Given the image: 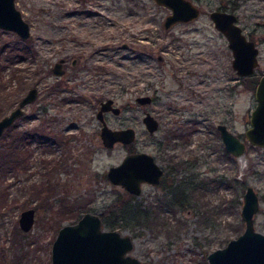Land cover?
<instances>
[{"label": "rangeland", "instance_id": "obj_1", "mask_svg": "<svg viewBox=\"0 0 264 264\" xmlns=\"http://www.w3.org/2000/svg\"><path fill=\"white\" fill-rule=\"evenodd\" d=\"M192 1L200 7L197 16L164 27L169 7L154 0H15L30 34L21 37L0 26V116L36 85L37 96L24 105L22 116L29 119L23 121L38 126L53 150L42 151V142L30 138L25 169L10 166L3 173L0 166V264H51L59 226L86 210L101 214L104 227L128 233L133 239L128 252L149 264H208V251L244 228L240 209L247 183L258 194L254 227L264 232V145L244 134L256 102L251 80L264 72V0ZM216 7L234 11L255 40L258 63L250 74L240 75L232 66L227 38L209 15ZM60 56L73 75L54 85L51 66ZM142 93L151 101L138 102ZM108 96L121 109L106 110V122L135 130L128 145H102L96 110ZM194 109L201 111L200 121L177 152L196 158L186 172L210 182L199 195L192 192L187 202L176 204L159 184L143 183L133 193L108 179V166L128 146L158 153L159 140L182 123L183 112ZM145 110L159 122L152 133L141 119ZM19 121L0 135V151ZM220 121L243 141L242 154L225 149ZM28 206L34 207V219L24 230L18 216ZM145 210L157 213L155 219L139 216Z\"/></svg>", "mask_w": 264, "mask_h": 264}, {"label": "water", "instance_id": "obj_2", "mask_svg": "<svg viewBox=\"0 0 264 264\" xmlns=\"http://www.w3.org/2000/svg\"><path fill=\"white\" fill-rule=\"evenodd\" d=\"M158 4L169 7L164 15L163 26L168 27L175 21L189 20L197 16L200 7L192 0H154ZM209 15L215 27L227 38L232 51L231 64L240 75L250 74L258 63V46L255 40L243 31L237 22L234 11L223 8H212ZM0 26L16 31L21 37H28L30 24L24 18L15 0H0ZM126 46L127 43H121ZM161 58V56H160ZM63 57L56 59L51 67L56 74L64 73ZM35 95V87H31L21 98L18 105L9 113L0 116V135L21 113L22 105ZM255 104L249 112V124L244 129L246 138L258 145H264V72L260 73L254 85ZM140 103L151 101L148 93L136 95ZM120 106L113 103L112 97L100 102L96 111L101 121L100 137L102 145L111 147L116 141L130 143L135 136L132 126H110L104 117L106 110L114 113ZM144 126L152 133L158 127L157 117L145 110L141 116ZM221 139L225 149L233 154H241L245 145L237 134L232 132L224 122H218ZM162 167L154 155L143 149L128 150L121 160L110 164L106 176L114 183H119L130 192L140 191V182L147 180L152 183L159 181ZM258 206V194L249 183L242 194L240 209L244 219V228L227 242L207 253L208 264H264V232L257 230L253 224V213ZM34 219V207L28 206L20 210L18 223L22 229L31 227ZM133 246V239L128 233H121L117 228H106L98 212L86 210L77 219L61 224L51 243V264H149L136 255L128 252Z\"/></svg>", "mask_w": 264, "mask_h": 264}, {"label": "trees", "instance_id": "obj_3", "mask_svg": "<svg viewBox=\"0 0 264 264\" xmlns=\"http://www.w3.org/2000/svg\"><path fill=\"white\" fill-rule=\"evenodd\" d=\"M256 81L257 77L255 75L251 80L252 85H255ZM181 116L182 123L174 127L171 133H165L163 138L159 140L156 147V150L163 161V165L169 169V172H172L175 175H178V173H180L181 171L184 172V174L188 173V171L186 172L187 168H191L192 165H194L196 162V158L193 160L185 158L177 152V149L180 145H186V143H189V141L191 140L192 132L197 128V124L200 121L201 111L197 109L191 111L189 110L183 112ZM19 144L20 137L18 135V132H15L13 130L7 142L3 144V147H5V149L0 151V166L3 173H5L4 170L9 168L10 166L15 167L16 169L26 168L30 152L26 154L23 153L20 150ZM128 144L129 143H127L126 145ZM200 180L201 179H195L192 176L191 179L179 178V181L177 182H185L186 184L191 182L192 185L189 187L187 186V189H189L191 192H194L195 190H197L196 187L205 186V181ZM196 183H198L199 186H196ZM172 202L176 204H184L185 202H187V195L184 194L177 200L172 199ZM140 212H142V214L139 216H145V221L148 222H151L153 218L155 219V216L157 215L156 213L154 216L150 212H146V210Z\"/></svg>", "mask_w": 264, "mask_h": 264}, {"label": "flooded vegetation", "instance_id": "obj_4", "mask_svg": "<svg viewBox=\"0 0 264 264\" xmlns=\"http://www.w3.org/2000/svg\"><path fill=\"white\" fill-rule=\"evenodd\" d=\"M179 21H182V20H179ZM8 56H10V57H12L11 56V54L10 55H8ZM60 57H63V60H62V65L63 66H65L66 67V65H67V59H66V57L65 56H60ZM59 58V57H58ZM57 58V59H58ZM76 62V57H71L70 58V62L69 63H71V64H74ZM54 63V62H53ZM52 67V66H51ZM51 72H52V69H51ZM52 74L53 75H55L56 77H55V79H54V81H53V84L54 85H57V84H59V83H62V82H64L63 80H70V78H71V75H73V73H66V69H65V71H64V73H61V74H56V73H53L52 72ZM65 84H68V83H65ZM73 85V84H72ZM31 87H35V95H34V97L32 98V99H30V100H28L27 102H25L21 107H22V110H21V113L19 114V115H17L13 120H12V122H11V124H9L6 128H8L10 125H15L14 123L16 122V120H20V121H23V120H27V119H29L28 117H23L22 115L24 114V105L26 104V103H28V102H30V101H32V100H34L35 99V97L37 96V94H38V87L36 86V85H31V86H29L28 87V89L18 98V100H17V102H16V104H14L12 107H10L5 113H3L2 115H4V114H7V113H9L10 112V110L11 109H13L15 106H17L18 105V103H19V101L21 100V98L28 92V90L31 88ZM149 94V93H148ZM109 97V96H108ZM105 98H107V97H105ZM104 98V99H105ZM103 99H101L100 100V102L102 101ZM113 103H114V100H113ZM99 105H100V103H99ZM99 107V106H98ZM98 109V108H97ZM97 111V110H96ZM22 116V117H21ZM21 117V118H20ZM19 121V122H20ZM39 122V124H40V121H36V123H38ZM221 122V121H220ZM14 128H10L11 129V131H15V132H18V135H19V137H20V147H21V151L23 152V153H29V152H31V150L29 149V147L27 146H25V145H27V143H28V140L30 139V138H34V140L36 141L37 139L39 140V143L40 142H42V151H44V152H47L48 150H53V148H52V146H50L49 145V143L47 142V141H45L44 139H43V135H40V133H37V131H38V126H36V125H33L32 124V122L30 121V125H28V126H26V123H25V121H23V123H21V127H19V128H16L15 126H13ZM5 128V129H6ZM4 129V130H5ZM58 136H55V137H53V139H51L50 140V142L51 143H53V142H56L57 140H58ZM60 140V139H59ZM128 149L129 150H136V149H134L132 146H128ZM150 152V151H149ZM152 153V152H151ZM153 155H154V158H155V160L160 164V166L162 167V172H161V174H160V177H159V181L158 182H156V183H152V182H149V181H147V180H142L141 182H140V186L143 184V183H150V184H156V185H160V186H162L164 189H165V192H164V194H168V191H170L171 192V194H172V196H173V199H175V200H177L178 198H181V196H183L184 194L185 195H187V196H190V194H192V192L189 190V189H187V186L189 187V186H191L192 185V183L191 182H189V183H185V182H177V181H179V178H182V179H184V178H187V179H191L192 178V176L196 179V177H195V174H193V175H191L192 173H185L184 174V172H183V175H175V174H173L172 172H169V169L168 168H166L164 165H163V161H162V159H161V157H160V155L158 154V153H152ZM160 158L161 159V161L159 162L158 160H157V158ZM179 174V173H178ZM198 178V177H197ZM199 179V178H198ZM61 182H64V181H61ZM61 182H57L56 180H54L53 179V182L52 183H54V184H57V183H61ZM177 182V183H176ZM51 183V184H52ZM210 184V182H208V181H206L205 182V186H208ZM196 186H199V184L198 183H196ZM204 186V187H205ZM210 186H213L212 184L210 185ZM199 188H201V187H196V189L197 190H195L194 192L196 193V195H199ZM141 190V189H140ZM140 192V191H139ZM139 192H137V193H139ZM193 192V193H194ZM134 193V192H133ZM158 200H165V198H164V196L163 195H160L159 197H158Z\"/></svg>", "mask_w": 264, "mask_h": 264}, {"label": "bare ground", "instance_id": "obj_5", "mask_svg": "<svg viewBox=\"0 0 264 264\" xmlns=\"http://www.w3.org/2000/svg\"><path fill=\"white\" fill-rule=\"evenodd\" d=\"M240 156H241V155H240ZM240 156H239V157H240Z\"/></svg>", "mask_w": 264, "mask_h": 264}]
</instances>
